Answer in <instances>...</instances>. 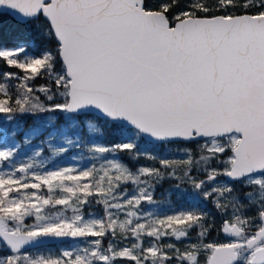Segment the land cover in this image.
<instances>
[{"label":"snow or ice","instance_id":"1","mask_svg":"<svg viewBox=\"0 0 264 264\" xmlns=\"http://www.w3.org/2000/svg\"><path fill=\"white\" fill-rule=\"evenodd\" d=\"M0 264H264V0H0Z\"/></svg>","mask_w":264,"mask_h":264},{"label":"trees","instance_id":"2","mask_svg":"<svg viewBox=\"0 0 264 264\" xmlns=\"http://www.w3.org/2000/svg\"><path fill=\"white\" fill-rule=\"evenodd\" d=\"M7 26H8L9 28H11V27L13 26L12 21H9ZM31 122H32V120H31V119H28L27 123L30 124ZM26 126H27V125H26Z\"/></svg>","mask_w":264,"mask_h":264}]
</instances>
